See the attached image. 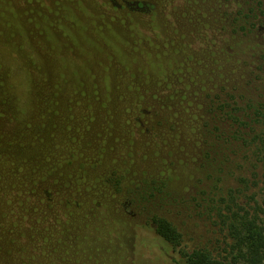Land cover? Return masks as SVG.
Listing matches in <instances>:
<instances>
[{
    "label": "trees",
    "instance_id": "1",
    "mask_svg": "<svg viewBox=\"0 0 264 264\" xmlns=\"http://www.w3.org/2000/svg\"><path fill=\"white\" fill-rule=\"evenodd\" d=\"M261 190L264 0H0V264H264Z\"/></svg>",
    "mask_w": 264,
    "mask_h": 264
},
{
    "label": "rangeland",
    "instance_id": "2",
    "mask_svg": "<svg viewBox=\"0 0 264 264\" xmlns=\"http://www.w3.org/2000/svg\"><path fill=\"white\" fill-rule=\"evenodd\" d=\"M250 191L251 190L248 191V194ZM256 198L263 210L260 217L264 223V191H258ZM182 219L183 216H179L176 218L175 222L181 225L184 232V241L187 246L206 245L210 249H219L220 251L221 248L223 250V247H225L223 242L224 238L222 233H220L215 226L197 217L191 220L188 219L185 224H181Z\"/></svg>",
    "mask_w": 264,
    "mask_h": 264
}]
</instances>
